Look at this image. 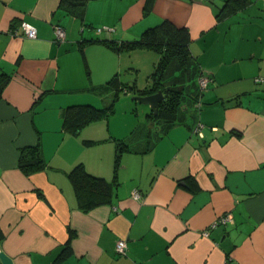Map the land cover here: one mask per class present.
Here are the masks:
<instances>
[{
  "label": "crops",
  "instance_id": "1",
  "mask_svg": "<svg viewBox=\"0 0 264 264\" xmlns=\"http://www.w3.org/2000/svg\"><path fill=\"white\" fill-rule=\"evenodd\" d=\"M225 1L87 0L72 9L80 19L60 0H0V74L10 76L0 99V252L13 264H264V0L217 17ZM21 21L36 38L10 33ZM163 21L188 30L190 56L210 78L203 91L197 76L184 86L174 123L153 121L142 96L115 98L116 84L132 81L127 69L155 66L157 53L107 44ZM111 104L78 134L63 130L67 107ZM120 144L128 150L116 165ZM27 147L44 163L29 175L18 167ZM77 165L109 184L110 204L80 208L69 178Z\"/></svg>",
  "mask_w": 264,
  "mask_h": 264
},
{
  "label": "trees",
  "instance_id": "2",
  "mask_svg": "<svg viewBox=\"0 0 264 264\" xmlns=\"http://www.w3.org/2000/svg\"><path fill=\"white\" fill-rule=\"evenodd\" d=\"M86 1L60 0V4L68 13L75 14L81 19L83 14L82 10L77 8L74 12L72 9L78 7V4H84ZM247 2L248 0H226L222 7L218 9L217 17H222L225 13L229 15L231 12L244 6ZM189 43L190 36L188 30L185 27H176L169 21H163L159 25L145 30L137 41L125 42L119 47L116 43L107 42L116 51L147 48L155 51L159 55L152 74L154 78L152 85L139 90L135 85L132 87L123 85L118 89V84H116L115 98H117L120 92L125 91L132 92L138 96H147L162 91L164 99L159 104L157 115L150 114V117L166 119V121L174 123L177 120L176 114L181 103L189 96V94L185 93L184 86L187 87L189 86L188 84H192L193 76L199 78L201 75L200 69L195 66L193 58L190 56L188 50ZM177 71L179 72L178 75L181 76L172 78L173 82L170 83L169 81L171 79L166 75L170 73L169 75L172 77ZM9 80V75L5 73L0 74V99L2 91ZM169 85H173L174 88H170ZM198 97L199 95H197L196 99L194 98V101L198 102ZM112 112L113 104L104 109H97L90 105H72L67 107L63 112L62 128L65 132L76 135L85 125L107 118ZM126 150L128 148L123 144L117 146L116 165L118 164L119 157ZM43 166L44 163L38 147L20 149L18 167L24 174L29 175L41 170ZM69 178L79 206L84 211L111 203V188L103 178L88 174L81 165L74 167L70 172Z\"/></svg>",
  "mask_w": 264,
  "mask_h": 264
},
{
  "label": "built area",
  "instance_id": "3",
  "mask_svg": "<svg viewBox=\"0 0 264 264\" xmlns=\"http://www.w3.org/2000/svg\"><path fill=\"white\" fill-rule=\"evenodd\" d=\"M100 31H102V29H97V32H100ZM10 33L12 35H15V36L19 35V36H22L28 39H34L36 38V35H37L36 28L33 25L25 21H21L18 25V28L11 30ZM53 33L57 41L62 42L65 39L64 29L57 24L53 26ZM209 81H210V78L204 75L203 73H201V75L198 78V85L201 91H203L207 87ZM258 81H261V80H258ZM133 197L139 198V193L135 192L133 194ZM230 220H231L230 215L220 217L216 220V222L212 225V227H215L216 225H219V224H226ZM115 251L119 255H124L126 251L125 241L123 240L117 241Z\"/></svg>",
  "mask_w": 264,
  "mask_h": 264
},
{
  "label": "rangeland",
  "instance_id": "4",
  "mask_svg": "<svg viewBox=\"0 0 264 264\" xmlns=\"http://www.w3.org/2000/svg\"><path fill=\"white\" fill-rule=\"evenodd\" d=\"M153 53H155V51L152 50ZM156 54V53H155ZM158 58L156 60V63L159 59V55L157 54ZM143 57H136V60L141 59ZM144 60V59H142ZM127 71H130L132 74V81L130 83V87H132L133 85L138 86L139 90L146 88L148 85H152L154 82V78L152 77V74L154 72V66L151 65V63L147 62L145 63L144 61H142L141 65H140V69L139 70H135V69H127ZM170 73H168L166 76H169V78L171 79V81H169L170 83L173 82L172 78H176L179 77L181 75H178L179 72L177 71L174 75H169ZM124 85H126L124 83ZM170 88H174L173 85H169ZM199 87V86H198ZM200 90V87H199ZM122 96L124 95V93H121ZM132 99V98H131ZM140 107H144V105L140 106ZM153 121H159L158 118H152Z\"/></svg>",
  "mask_w": 264,
  "mask_h": 264
},
{
  "label": "water",
  "instance_id": "5",
  "mask_svg": "<svg viewBox=\"0 0 264 264\" xmlns=\"http://www.w3.org/2000/svg\"><path fill=\"white\" fill-rule=\"evenodd\" d=\"M163 93L162 91H158L155 94L142 96V97H135V100L143 105H148L151 109L153 115H157L159 104L163 101ZM0 263L1 264H13L11 259L6 257L4 253L0 252Z\"/></svg>",
  "mask_w": 264,
  "mask_h": 264
}]
</instances>
